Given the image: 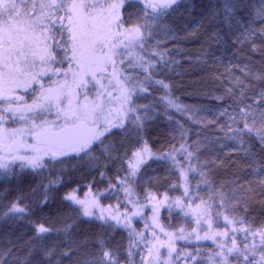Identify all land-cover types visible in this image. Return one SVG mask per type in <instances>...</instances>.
Segmentation results:
<instances>
[{
    "label": "trees",
    "instance_id": "1",
    "mask_svg": "<svg viewBox=\"0 0 264 264\" xmlns=\"http://www.w3.org/2000/svg\"><path fill=\"white\" fill-rule=\"evenodd\" d=\"M120 3L123 9L119 10V25H122L123 35L127 29L140 25L145 39L143 47L140 41L136 42V53L122 59V65L117 56L114 58L117 67H123L120 84L133 89L127 106L124 104L121 108L119 102H109L107 91H103L107 121L113 124L124 121L123 128L108 125L110 131L100 137L115 150L102 154L100 141H94L89 150L91 157L73 152L69 157L64 156L62 162L46 160L42 162L43 168L35 170L17 165L0 169V264H45L43 249L53 243L60 244L62 234L41 240L36 237L34 225L45 222L59 226L60 221L77 220L81 205L64 199L68 194L87 201L97 215L101 208L109 211L118 208L128 216L130 228L117 226L115 230L108 228L103 221L82 217L77 220L75 233L78 238L86 234L102 236L110 248H119L121 264L129 259L126 249L130 230L144 237L143 240L133 237L137 244L132 249L136 253L132 257L134 264H141L142 257L144 264H164L162 261L151 263L148 254V248L156 243V238L161 242L168 239L164 232L173 235L176 252L181 253L178 260L173 253L169 264H192L190 257L184 259V253L197 256L195 264H213V261L220 260L215 253L221 251L214 240L227 252L232 247V237L240 250L248 244L250 259L264 264L261 261L264 251L260 246L261 238L251 235V230L264 227V184L249 166L251 158L242 150L239 138L243 137V148L252 146L258 154L257 161L264 153H260L255 131H238L244 124L240 109L246 103H253L247 97L264 87V83L253 78V74L264 73V37L259 34L254 37L255 51L249 42H236L245 27L233 22L229 28L222 22V16L215 21L212 19L213 13L222 8L224 0H180L151 25V33L145 30V20L150 22L154 15L151 9H147L149 16L142 20L144 4L141 0H121ZM262 5L264 0H242L237 19L248 28L264 27V21L254 18V9ZM215 32L220 36H215ZM153 53H163L167 64L159 62V56ZM149 62L155 63L157 68L153 79L163 80L169 85L168 89L151 84L147 91H141L140 86L148 84L144 78L149 75L141 65L147 67ZM239 81L255 85L245 89L243 100L240 97L243 84ZM105 86V90L110 86L108 81ZM229 89H232L231 95ZM91 102L90 99L85 105L90 106ZM133 108L135 111H130ZM125 115L142 117L143 128L138 130L131 125ZM251 121L249 117L250 124ZM105 126L106 121L101 119L96 131H102ZM259 127L257 122L255 128ZM45 137L41 135L37 140ZM145 146L148 152L142 154L144 162L138 165L136 176L131 182L121 183L122 178L132 171L128 163V160L135 162L132 153ZM49 158L55 159L53 156ZM125 188L131 189L130 195ZM45 195L47 202H44ZM93 200L98 207H92ZM177 200L184 206H178ZM15 201L27 208L25 215H5ZM205 208L210 214L198 216ZM218 209L223 215L217 216ZM195 213L199 223L192 216ZM224 215L243 219L245 225L251 226L247 239L246 233L239 231V223L217 227V224H226ZM154 216L158 226L149 223ZM109 223L115 224V221ZM233 227L238 231L233 232ZM206 230L207 239L204 238ZM225 231L227 236L222 235ZM181 235L186 238L179 239ZM197 235L200 239H196ZM253 243L256 245L254 257L251 255ZM94 245L95 241L89 240V248L80 249L79 255L73 253L71 259H58L61 264H77L86 251L95 252ZM234 256L228 257L230 264H236ZM241 264L247 262L241 261Z\"/></svg>",
    "mask_w": 264,
    "mask_h": 264
},
{
    "label": "snow or ice",
    "instance_id": "2",
    "mask_svg": "<svg viewBox=\"0 0 264 264\" xmlns=\"http://www.w3.org/2000/svg\"><path fill=\"white\" fill-rule=\"evenodd\" d=\"M180 0H141L144 4L143 16L141 19L149 16L147 9H151L152 20L149 22L145 20L147 28L145 29L151 33V25L158 22L161 17L167 14L168 9H172L174 5H178ZM242 0H224L222 8L217 9L212 15V19L215 21L218 17H223V23L231 28L233 22L237 25H241L246 28L244 32H241L239 36L236 37V42L244 43L249 42L251 44L252 50L257 49L254 37L259 34L264 37V27L259 28H248L242 25L241 19H237V12L241 10L240 5ZM109 7H116V5H105L99 3V0L95 2H89V0H0V101H5L2 106L3 110L0 112V122L6 121L8 119L3 113H12V119L16 118L17 112H20L21 108L26 109L28 112L35 111L36 116L32 117L34 127H40L41 131L46 134L45 140L42 142H51L59 145H66L71 148L73 152L77 155L84 153L85 156L91 157L92 152L89 151L94 141H100L102 146V154L114 151V148H109L100 137L104 135L105 132L110 131V127H124L123 119L119 123H111L107 121V116L104 113V94L103 92L97 93V100L99 103H93L91 106L84 105L82 108H74L69 110L63 109L61 107V98L64 95L62 91H55L53 89H48L46 93H42L38 98L43 101V103H37L33 100L31 105L23 104L21 105L19 101L21 97L14 96L13 93L15 89L11 87L15 84L19 77L26 75V68L35 67V58L41 61V64H48L49 61L63 65L64 60L57 61L56 55L63 53L64 59L69 61V68L72 67V63L75 62L78 72L73 73L74 79L83 73L84 75H91L92 80L97 84H100L101 80L105 77L98 76L97 73H103L108 71V65H115V56L120 55L115 49L118 48L123 41H111V26L112 22L107 16L103 15V12ZM258 17L264 21V5L258 9H254V18ZM122 25H117L121 27ZM67 34V35H66ZM215 36L219 37L220 33L215 32ZM126 39L140 41V46L143 47V41L145 39L144 32L141 31V26L137 25L134 28H129L126 30ZM41 42L43 47H40ZM107 49V50H106ZM70 53V56H69ZM158 55L163 65L167 64L165 56L163 53H153ZM31 55L34 59L29 61L28 57ZM145 72H148L144 79L148 84L141 85V91H147L149 85L157 84L164 89H168L169 85L166 84L161 79H153L155 72L157 71L156 64L149 62L147 67L141 65ZM87 69V71H85ZM59 72V67L56 68ZM245 74L248 75L246 68L244 69ZM40 74H44L42 71ZM66 76V73H65ZM253 78L257 81L264 83V73L253 74ZM112 79H117L115 76V71L113 69L112 78L108 79V84L112 83ZM35 80V77H33ZM89 81L81 79L77 83V87L81 85L87 86ZM243 84V88L240 90L241 100L245 98V89L253 88L255 85L244 84L243 81H239ZM120 81L117 79V85ZM117 85H113L112 89H106L108 101L115 99L121 101V108L123 104L130 101L131 93L127 88L120 87V95L113 97L112 90L116 88ZM102 89H105L104 84H100ZM229 94H232V89L228 90ZM163 99V98H162ZM253 101V103H246L240 109V119L244 122L243 129L238 131H247L248 133H253L255 131V137L257 144L259 146L260 153H264V87L259 88V90L251 97H247ZM71 104V101H69ZM51 107H57L61 110L64 116L65 124L59 127V131H49L42 125H35L37 119L44 121L45 118L41 115L44 111H49ZM130 111H135V109H130ZM227 109H225V112ZM224 113H221L223 115ZM249 117L252 118L251 124L248 122ZM21 120L27 117L24 114L19 116ZM125 118L129 120L131 125H134L138 130L143 128L142 117L134 116ZM104 119L106 121V126L102 131H96L99 127V121ZM230 119L236 120L235 117H230ZM69 121L71 124L69 125ZM259 123L260 127L255 128V125ZM110 125V127L108 126ZM231 127V126H229ZM127 131V129H125ZM235 139V137H233ZM241 143V148L247 156L251 158L250 167L253 171L258 173L261 177V183L264 184V156H261L260 160H256L258 155L252 150V146L249 145L248 148H243V137L239 138ZM181 149H184V145H181ZM186 150V149H185ZM35 152H39V149H34ZM94 151V149H92ZM148 152L147 147L143 149L136 150L132 153L135 157V162L128 160L129 168L132 169L125 177L122 178L121 183L131 182V178L135 177L139 168L138 165L143 163V153ZM67 150L61 148L59 151H53V158L59 155H67ZM189 156L192 153H188ZM127 159V154H125ZM22 161H26L27 165L33 170L37 168H43L45 165L42 163V157L40 155H34L31 157L18 156L15 157ZM215 163V161H213ZM7 164H0V168L6 169ZM21 167H24L22 164ZM181 174L184 175L183 170ZM101 177L104 176V172L101 171ZM119 179V178H118ZM185 182L187 184V176L185 175ZM112 185H110L111 187ZM129 195L131 194L130 188L124 189ZM185 192H188V188H185ZM66 200H72L74 203L81 205V215L77 217V220L82 217H87L89 220H100L104 224L113 230L117 226H123L126 229L130 228V220L125 213H121L118 208L114 211H109L107 209L101 208L99 215L94 213L89 206V203L85 200H80L75 197L74 194H68L64 197ZM44 202H47V196L45 195ZM177 205L183 207L179 200L176 201ZM201 203H206L201 201ZM92 207H98L99 205L95 200L91 201ZM198 209L200 205L196 206ZM223 207V205H221ZM26 207H21L19 201H15L11 204L8 209L9 213H18L22 216L27 213ZM245 211H248L247 206H245ZM107 212V215H105ZM137 213H133L136 215ZM209 209H202L198 216L209 215ZM187 215V213H185ZM223 215L220 209L217 210V216ZM77 220H64L59 222V226L51 223L40 222L34 225L36 237L45 240L48 237L61 236L60 244H51L43 249V257L45 259V264H61V259L67 257L72 258L73 253L78 255L80 249L87 250L89 248V240L95 241V252L86 251L83 254L82 259L77 261V264H121L119 259V248H110L102 236H91L85 235L82 238L76 236V230H78ZM225 225L217 224V227H226L228 224L239 223L241 228L239 231L246 233L245 239H247V234L250 232L251 226L245 225L243 219L237 220L235 216L224 215ZM109 221H115V224L109 223ZM199 223V219L197 220ZM164 232L163 227L160 228ZM181 231H183L181 229ZM233 232L238 231L236 227L232 228ZM168 239L164 242L159 241L156 238V243L152 244V247L148 248V254L151 255L154 248L167 247V256L171 258L173 253H176V259H180L181 253L176 252V247L174 244V238L171 233L164 232ZM221 235V233H217ZM222 235L227 236L228 233L225 231ZM251 235L260 236V246L264 249V227L259 229L251 230ZM129 242L126 249L128 260L124 264H134L132 257L136 254L132 251L133 248L137 246L136 240L133 239L136 236L138 239L143 240L142 234L135 233L134 230L128 232ZM155 237V232H153ZM179 239H185L186 237L181 235ZM205 239L208 238L207 230L205 231ZM196 239H200L197 235ZM221 251L216 252L215 255L220 257L219 261H213V264H230L228 259L229 256H234L236 264H241V261H246L247 264H260V262L250 259L248 255V244L244 245V250H240L236 247L235 237L231 238L232 247L227 249V252L223 251V245L215 241ZM62 245V246H61ZM256 245L253 243V251L251 253L252 257L255 256ZM199 251V250H197ZM184 259L187 260L191 258L192 264H195L197 256L191 253H184ZM160 253L157 248L156 258L159 259ZM261 261H264V251L261 254ZM141 264H144V258H141Z\"/></svg>",
    "mask_w": 264,
    "mask_h": 264
},
{
    "label": "rangeland",
    "instance_id": "3",
    "mask_svg": "<svg viewBox=\"0 0 264 264\" xmlns=\"http://www.w3.org/2000/svg\"><path fill=\"white\" fill-rule=\"evenodd\" d=\"M120 1L121 0H99V3L101 4L116 5V7L107 8V10L103 12V15L107 16L108 19L112 22L110 34L111 41H123V43L115 49L116 52L120 53V55H117V57L120 59L119 62H121V60L126 58L127 56H134V54L136 53L135 46L137 42L136 40L126 39V34L123 35V31L120 30V27H117V25H119L120 17L119 10L121 9L122 11L123 9V6L121 5ZM89 2H95V0H89ZM40 47H43L42 42L40 44ZM28 59L29 61H32L34 58L29 55ZM56 60H64L63 65H58L51 61H49L46 65L41 64V61L37 56L35 58V67L26 68L25 72L27 74L19 77L18 81L15 84L11 85V87L15 89L13 95L22 98L19 101L21 105H31L33 103V100H36L37 103H43V101L38 98L41 96L42 93H46L48 89H53L55 91H62L64 93L61 98V107L63 109L70 111L74 108H82L85 103L88 102L90 99L92 101L90 104L91 106L94 102L99 103V100H96L97 93L106 91L105 89H102L100 87V84L105 85L108 79L112 78L113 69L115 71V76L120 81V71L123 69V67H117V63H115L114 66L112 64H109L107 72L97 73L98 76L105 77L104 80L100 81V84H97L95 81L92 80L91 75H84L83 73H81L74 79L73 73L78 72L79 70L76 68L75 62H73L72 67L69 68V61L67 59H64L62 51L60 54L56 55ZM122 64L123 62L120 63V65ZM57 67H59V72L56 71ZM42 71L44 72V74H40ZM85 71H87V69H85ZM105 74H108L110 78L107 77ZM33 77H35V80H33ZM81 79L89 81L86 87L83 85L77 87V83ZM117 79H112V83L109 84L110 86L107 88L112 89L113 85H117ZM92 83H94L93 91H91L92 94H90L91 92L89 90H91L90 86H92ZM120 87L127 88L125 85L123 86V84L117 85L116 88L112 90L113 97L120 95ZM127 89L130 93L133 91V89ZM69 101H71V104H69ZM113 101H116V103L119 102V105L121 106V101L115 99H113ZM4 104L5 101H0V112H2V106ZM124 104L126 107V104H128V102ZM3 114L7 116L8 119L6 121L0 122V164H7L8 166L17 165L19 167H21V165L23 164L24 167H29L26 161H22L15 157H31L34 155H40L42 157V162L46 160L62 162V158L64 156L69 157L73 155V151L68 146L63 147L59 144L52 145L51 142H42L45 140V138L41 141L37 140L36 136H41L43 131H41L40 127H34L33 125L32 117L37 115L35 111L28 112L26 109L21 108L20 112H17L15 119L11 118L12 113ZM21 114H24L27 118L21 120L19 118ZM41 115L44 116L45 120L41 121L37 119L35 121V125H42L49 131H59V127L65 124L63 113L57 107H51L49 111H44L41 113ZM70 124L71 121H69V125ZM62 147L67 150V155H59L55 157V159L49 158V156H52L53 151H59ZM34 149H39V152H35ZM138 213L140 216L141 213ZM192 216L195 221H197L198 216L196 215V213L192 214ZM149 223L153 226H158L155 216L154 218H151L149 220ZM157 248L159 249L160 253L158 260L156 258ZM157 248L153 249L152 254L149 257L150 262L156 263L157 261H162L164 264H169L170 259L167 256V247L157 246Z\"/></svg>",
    "mask_w": 264,
    "mask_h": 264
},
{
    "label": "flooded vegetation",
    "instance_id": "4",
    "mask_svg": "<svg viewBox=\"0 0 264 264\" xmlns=\"http://www.w3.org/2000/svg\"><path fill=\"white\" fill-rule=\"evenodd\" d=\"M42 135L46 136L44 132L42 133ZM37 137H39V136H36V138H37ZM42 140H43V139H42ZM52 145H54V144H52Z\"/></svg>",
    "mask_w": 264,
    "mask_h": 264
}]
</instances>
